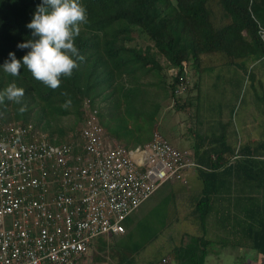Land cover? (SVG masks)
Wrapping results in <instances>:
<instances>
[{
  "label": "trees",
  "instance_id": "16d2710c",
  "mask_svg": "<svg viewBox=\"0 0 264 264\" xmlns=\"http://www.w3.org/2000/svg\"><path fill=\"white\" fill-rule=\"evenodd\" d=\"M79 2L87 10L88 22L80 26L75 39L83 59H77L72 77H62L61 86L52 90L32 78L24 66L17 77L5 74L0 67V91L16 83L25 90L23 103L27 106V111L20 114L19 105L5 100L0 104V126L33 123L55 144L64 143L68 132L73 134L68 142H75L85 120L84 102L89 99L104 122L102 108L96 103L100 96L107 98L110 91V98L117 94L126 95L127 101L146 98L139 122L130 131L122 135L114 133L111 124L106 125L108 131L124 138L127 147L136 149L152 141L163 108L159 102H152L149 94L140 93L154 91L161 103L174 102L176 111L190 110L186 107L190 103L179 100L200 89L190 76V67L201 80L205 60L212 55L221 54L227 63L239 67L245 60H264V0ZM41 3L42 0H0V66L8 60L9 53H15L22 63L29 49L21 50L17 45L32 39L26 25ZM164 65L176 73L168 74ZM168 76L172 78L169 84L164 80ZM181 88L184 91L179 92ZM69 98L72 105L62 107ZM118 113L113 124L125 120ZM65 118L72 120L69 126L61 124ZM195 140L192 158L200 166L196 172L203 190L195 201L193 215L201 233L187 235L189 241L173 250L175 262L205 264L210 246L216 244L252 249L261 255L264 264V142L237 148L226 137L201 133ZM130 224L128 219V230ZM109 249L115 250L120 260L122 255L132 260L142 247L119 239Z\"/></svg>",
  "mask_w": 264,
  "mask_h": 264
},
{
  "label": "built area",
  "instance_id": "2783aa9c",
  "mask_svg": "<svg viewBox=\"0 0 264 264\" xmlns=\"http://www.w3.org/2000/svg\"><path fill=\"white\" fill-rule=\"evenodd\" d=\"M84 112L75 142L55 144L33 123L0 126V264H83L96 239L121 238L162 187L200 168L158 131L136 149L107 142L89 99Z\"/></svg>",
  "mask_w": 264,
  "mask_h": 264
},
{
  "label": "rangeland",
  "instance_id": "374dc122",
  "mask_svg": "<svg viewBox=\"0 0 264 264\" xmlns=\"http://www.w3.org/2000/svg\"><path fill=\"white\" fill-rule=\"evenodd\" d=\"M225 62L226 58L221 54L207 57L203 65L204 75L201 80L199 74L193 75L191 67L189 69L190 76L194 83H202L201 92L199 93L201 102L199 101L198 103L202 107H195L196 104H194L190 112L194 117L199 118V122L203 121L205 124L210 122L209 124L216 125L223 120V117H228V108L230 110L234 109L235 114H237L241 111L244 113L249 107H264V60L260 62L245 60L243 64L240 62L241 67L238 65L232 66V64ZM164 71L168 74L172 73L166 66L164 67ZM174 73L176 72H173V74ZM219 74H221V76L217 79ZM228 79L236 82L238 87H232V89L228 88V94L231 95L227 97L226 100H223V83ZM214 83L217 84L215 87L213 85ZM194 93L196 96L198 95L197 91ZM221 100H223L224 105L226 104L229 107H220L222 105ZM166 108L167 107H163L155 126L158 132L170 142L171 131L172 134L176 132L172 126L176 118H186L189 122L190 120L183 112L177 113L172 111V115L170 110L168 111ZM199 122L198 120L194 122V134H207V132H211L209 134H212L213 129L206 132L205 126L201 127L202 124L200 125ZM71 123L72 120L69 118H65L61 122L63 126H69ZM72 138L73 134L68 132L64 142L72 141ZM192 140L193 143L196 142L195 137H193ZM159 197L160 192H157L130 218V229L128 230L126 228V233L121 238L130 246L139 245L142 249L138 254L133 256L132 260L130 256L122 255L121 260L123 264H157L158 260L163 256L171 257L174 264H177L174 260L173 250L181 245V243L188 242L189 236H195V234H197L195 233V228L191 224L169 223L175 220L168 215L170 211L180 212L181 210H187V208L183 209L184 207L180 205L178 199L164 202L165 204L162 203V206H159L161 205V203H159L157 207L158 202L161 200ZM168 208L169 210H167ZM180 221H182V218H180ZM187 235L189 236L187 237ZM116 239L117 238H115L114 241L118 243L119 240ZM110 246L113 247L114 245H110L108 242L104 244L103 259L105 262H100L99 264H122L120 262V255H118L115 250H110V252H108ZM209 251L210 254L214 256L210 257L208 264H223L222 247L214 244L210 246ZM241 252L243 251L239 250L237 253ZM255 254L258 255L257 252H255ZM245 258L246 257H243V259ZM216 259L221 260L217 262ZM243 261L240 259H234L233 261L231 257H229L225 260L224 264H247Z\"/></svg>",
  "mask_w": 264,
  "mask_h": 264
},
{
  "label": "crops",
  "instance_id": "0c3cea01",
  "mask_svg": "<svg viewBox=\"0 0 264 264\" xmlns=\"http://www.w3.org/2000/svg\"><path fill=\"white\" fill-rule=\"evenodd\" d=\"M173 74V72H176L174 70H170ZM169 71V72H170ZM231 75V74H229ZM221 74L217 76V79H219ZM160 81H163L161 78H159ZM165 82L168 84L171 82L172 78L169 76L164 79ZM200 89L198 90V95L196 96L195 93L190 95H185L179 98L181 103H190V106L186 107H194V104H196L195 107H202L199 105V101L201 100L199 97V93L201 92L202 83L199 84ZM214 87L217 85L216 83L213 84ZM232 87L237 88L236 82H233L231 79H228L223 83V100H226L227 97H229L231 94H228V88L232 89ZM154 90H156L154 88ZM109 93V94H108ZM107 93V98L105 96H100L97 100V107L102 108V113L104 116V122L101 120V123L104 127L107 142H110L112 144H118L125 146L128 149H134L133 147H127L126 143L124 141V138H119L115 134L112 133V131H108L106 129V125L111 124L112 130L114 133H119L122 135L125 134L127 131H130L134 126H136L139 122V114L141 112L142 107L145 106L146 98H134L131 101H127L126 95H115L111 98L109 95L111 94L110 91ZM143 95L149 94L151 96V100H154L152 102H159L162 107H167L166 109L172 114V111H175L177 113H184L188 116V119H181L176 118V121L172 123L173 129L176 131L172 134L171 131V138L170 143L177 149L181 151H185L192 154L195 152L193 143V137L196 138L198 134L193 133V127L195 120L199 122L198 117H194L193 114H191V109L189 110H180L176 111L173 107H175V103L172 101L162 102L161 99L155 97L154 91H145L143 93H140ZM225 95V96H224ZM232 98V96H231ZM220 99V97H219ZM223 100H221L222 105L220 107H229L228 105H224ZM201 102V101H200ZM192 103V104H191ZM115 107H120V109H116ZM131 107L133 108L131 110ZM140 107V109H139ZM185 107V106H181ZM235 107V106H234ZM120 110V111H119ZM140 110V111H139ZM163 110V108H162ZM227 110V109H225ZM228 117H223V120L218 122L216 125H211L209 123L205 124L203 121L199 122L201 127L205 126V131L212 130V134H209L211 132H207V134H204L208 137L218 136V137H226L228 142L236 146L237 148L245 147L246 145H252L253 147H256L257 144L264 142V107H249L244 113L238 112L235 114V110L229 109ZM120 112L121 116L125 118L121 119V123H115L113 124V119L116 114H119ZM173 115V114H172ZM234 115V119H233ZM198 123V124H199ZM203 130V129H202ZM158 131V130H156ZM155 131V132H156ZM148 144V143H147ZM146 144V145H147ZM140 147V146H139ZM187 181L188 184L183 183H170L162 187L158 192H160V201L157 204V207L159 203L167 202L169 200H176L178 199L180 202V205L184 207L183 209H186V211L181 210L180 212H171L168 214L172 219L169 223L172 224H191L195 228V236L200 235V228L198 226L197 219L193 215V209L195 205V201L201 196L202 190H203V184L201 180L199 179V175L196 172V170H191L187 175ZM186 203V205H185ZM165 204V203H164ZM169 210V208L167 209ZM165 211V210H164ZM165 213V212H164ZM163 213V214H164ZM167 216V215H166ZM177 218V219H176ZM180 218H182V221H180ZM190 218V219H189ZM115 238H98L94 241L92 244L88 254L84 258L83 264H99L100 262H105L103 259V247L106 242H108L110 245L116 246L117 243L114 241ZM123 239V238H120ZM117 240V239H116ZM119 240V239H118ZM114 241V242H112ZM240 251H243L241 253H237ZM108 252H110V249H108ZM256 251L252 249H246V248H223V264L225 263V260H227L229 257L234 261V259H240L244 260V263L247 264H262V258L261 255H256ZM221 255V254H220ZM211 256H214L212 254H209V256L206 259V263L208 264L209 259ZM165 257V256H163ZM161 257L158 262L163 258ZM243 257H246L243 259ZM221 259H216L217 262H220ZM157 262V263H158Z\"/></svg>",
  "mask_w": 264,
  "mask_h": 264
},
{
  "label": "clouds",
  "instance_id": "9594fccd",
  "mask_svg": "<svg viewBox=\"0 0 264 264\" xmlns=\"http://www.w3.org/2000/svg\"><path fill=\"white\" fill-rule=\"evenodd\" d=\"M87 22V10L79 0H42L31 22L26 25L31 30L32 39L17 45L21 50L29 49L22 63L15 53H9L8 60L0 67L5 74L17 77L24 66L36 81L52 90L58 89L61 78H71L78 67L77 59H83L75 39L80 34V26ZM64 95L67 96V93ZM24 96L23 88L10 83L0 91V104L7 100L19 105L18 111L23 114L27 111L23 103ZM71 105L72 100L69 98L62 107Z\"/></svg>",
  "mask_w": 264,
  "mask_h": 264
}]
</instances>
